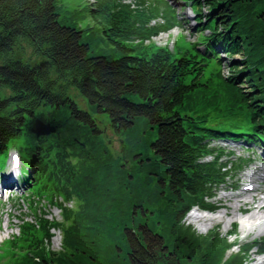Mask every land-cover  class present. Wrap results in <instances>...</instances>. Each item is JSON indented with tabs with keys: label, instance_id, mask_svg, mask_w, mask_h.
Listing matches in <instances>:
<instances>
[{
	"label": "trees",
	"instance_id": "obj_1",
	"mask_svg": "<svg viewBox=\"0 0 264 264\" xmlns=\"http://www.w3.org/2000/svg\"><path fill=\"white\" fill-rule=\"evenodd\" d=\"M202 3L207 15L216 20L214 37L227 44L226 56L240 53L242 57L231 59L232 74L221 75V80L230 93L238 91L255 108L257 129L264 134V0H198L199 6ZM57 7V0H0V90H9L0 98V145L15 123L30 116L33 138L46 133L73 141L62 154L61 179L70 197L85 195L102 201L122 188L127 196L134 180H145L139 173L146 175L154 166L157 178L152 193L161 195L168 205L161 230L147 224L121 229L95 225L86 210L80 220L88 225L74 220V215L63 232L67 252L51 250L47 260L40 242L26 257H14L12 264H247L250 245L228 252V241L217 232L202 236L184 224L187 211L197 203L187 166L200 149L191 143L198 141L197 136L181 129L179 116L180 108L192 109L198 95L192 94L190 86L177 83L179 72L165 59L144 63L125 56L90 55L83 30L61 24ZM88 12L93 14V27L108 41L105 24L93 9ZM21 39L28 41L41 61L30 65L9 55ZM108 42L111 49L128 51ZM72 89L84 100V107L71 97ZM44 109L51 114H36L41 117L39 124L33 111ZM53 110L66 112L74 138L60 125L46 130L44 117L53 119ZM107 122L122 144L119 156L109 153V139L98 127ZM189 127L210 131L207 125ZM142 128L148 129V139L142 137ZM108 158L111 163L106 162ZM91 173L97 174L94 189L87 186ZM71 210L63 211L65 219ZM112 238L118 243H112Z\"/></svg>",
	"mask_w": 264,
	"mask_h": 264
},
{
	"label": "rangeland",
	"instance_id": "obj_2",
	"mask_svg": "<svg viewBox=\"0 0 264 264\" xmlns=\"http://www.w3.org/2000/svg\"><path fill=\"white\" fill-rule=\"evenodd\" d=\"M85 1L90 2L89 0H57V12L59 14L58 20L61 24L71 25L80 30H83V41L89 43V54H103L108 55L110 57H116V54L111 49V45L107 40H104L93 27L94 20L91 14L88 12L86 8H82V5L85 4ZM200 41L201 36H199ZM189 49L192 52H197V49L193 48V44H191L183 35L178 37L176 42L174 52L177 56H180L181 53ZM14 56L21 58L23 61L28 63H34L37 60L32 56L31 47L26 41H21L19 44L14 46ZM204 55L203 51L199 52ZM223 55V72L225 75L227 74L228 65L231 62V59L240 61L241 54H234L232 57H225ZM208 70L211 72H217L220 70V64L211 61L208 66ZM72 94L75 96L77 103L80 107L84 106L83 100L74 92ZM42 110H39L41 112ZM47 111L46 109L43 112ZM54 113L53 121L58 123L63 130H68L67 135L71 138H74L73 134L69 132V126L66 122L68 118L66 117V112L64 110L60 112L52 111ZM103 124V123H102ZM98 124V127L103 130L104 135L109 139L110 142L108 146V151L114 156H119L121 153V145L118 136L113 135L108 127V122L103 124ZM104 127V128H103ZM148 129L142 128V137L144 139H148ZM136 137L141 138L139 134H136ZM107 163H111V160L108 158L106 160ZM136 174V173H135ZM139 177L145 180H134L133 190L130 194L127 193L125 195V191L123 188L120 193L115 197L109 194L106 195L105 198L100 201L99 199H87L85 195L73 196L72 201L67 202V206H71L72 210L67 215V219H63V214L60 209H54L52 215L58 219V221L62 220V229L66 230L67 224L69 222L73 223L71 217L77 215V220L82 219L84 211H88L91 214L92 222L96 224L105 223L113 228L117 225L118 229L127 226L129 228L137 227L139 224H147L149 227L161 230L163 227V213L165 210V206L168 205V201L163 199L161 195H156L152 193L154 181L157 178L155 173V168L152 166L149 170L146 171V175L139 173ZM97 180V174L91 173L89 175V183L88 188L94 189L95 183ZM124 194V195H123ZM249 196L243 197L241 200H248ZM254 203L256 200H252ZM249 204H245V206L241 205L239 200L224 202L221 204V209L219 212H226L227 215L231 216L230 221L227 223L221 221H213L210 226H205L203 223L197 222V220H193L189 216L191 212H194V209L186 215L184 219L185 225H190L197 233L203 235L210 230H214L219 234L220 237L227 236V230H232L234 228L233 224L236 222L237 232L231 234L232 236H227V241L232 242V244L237 243L236 246H232L229 248L228 252H234L238 249V245L244 244L246 242H251L254 237L260 235V233L264 232V227L260 229L259 226H256V221L260 216H264V204L259 210H248ZM245 209V212H243ZM246 209L248 212H246ZM146 210V211H145ZM195 213V212H194ZM192 214V213H191ZM219 214V213H218ZM217 214V215H218ZM258 215V216H255ZM154 221H159L160 223L154 224ZM234 222V223H233ZM118 223V224H117ZM254 224L255 229L251 228L248 230L249 225ZM245 225V226H243ZM16 230H13L15 232ZM245 233V237L242 240H239L240 234ZM62 232L58 229L54 231V236L50 239L49 249L53 250V252L60 251L61 253L67 252L68 248L66 246V240L62 239ZM112 243H118L115 238L111 239ZM256 247L251 249L250 252V260L247 264H258L257 262L264 257V255H257L255 253ZM57 257V255H55Z\"/></svg>",
	"mask_w": 264,
	"mask_h": 264
},
{
	"label": "bare ground",
	"instance_id": "obj_3",
	"mask_svg": "<svg viewBox=\"0 0 264 264\" xmlns=\"http://www.w3.org/2000/svg\"><path fill=\"white\" fill-rule=\"evenodd\" d=\"M189 216L192 218V221L193 220H197L198 221L199 219H202L204 217V216H201V215H198V214H193V213L192 214L190 213ZM255 216H258V215H255ZM260 217H263V216H260ZM230 219H231V216L227 215L226 212H221L218 215L215 214V215H208V216L204 217V223H203V225L210 226L213 223L214 220L215 221H221V222L227 223L228 221H230ZM243 226H245V225H243ZM257 263L258 264H264V257L261 258Z\"/></svg>",
	"mask_w": 264,
	"mask_h": 264
}]
</instances>
